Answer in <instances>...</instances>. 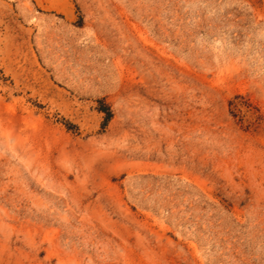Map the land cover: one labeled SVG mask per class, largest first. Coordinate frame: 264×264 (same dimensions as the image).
I'll list each match as a JSON object with an SVG mask.
<instances>
[{"label":"rangeland","instance_id":"1","mask_svg":"<svg viewBox=\"0 0 264 264\" xmlns=\"http://www.w3.org/2000/svg\"><path fill=\"white\" fill-rule=\"evenodd\" d=\"M0 264H264V0H0Z\"/></svg>","mask_w":264,"mask_h":264},{"label":"trees","instance_id":"2","mask_svg":"<svg viewBox=\"0 0 264 264\" xmlns=\"http://www.w3.org/2000/svg\"><path fill=\"white\" fill-rule=\"evenodd\" d=\"M229 103H231V101H229ZM97 109L103 112V117L101 120V124H103L105 120L108 118V116L110 115V110L108 106L103 104L101 101H98ZM66 124L67 126H70V123H66Z\"/></svg>","mask_w":264,"mask_h":264}]
</instances>
